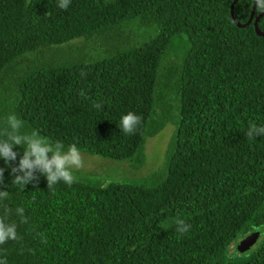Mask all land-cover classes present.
I'll return each mask as SVG.
<instances>
[{"label":"trees","instance_id":"obj_1","mask_svg":"<svg viewBox=\"0 0 264 264\" xmlns=\"http://www.w3.org/2000/svg\"><path fill=\"white\" fill-rule=\"evenodd\" d=\"M57 3L0 0V131L15 113L25 130L134 169L144 166L150 137L169 123L175 132L160 168L106 184L74 170L70 186L50 189L38 172L17 186L0 161L8 190L0 220L17 226L0 257L264 264V239L245 259L228 254L244 231L264 227V135L246 136L250 124L264 125L256 0ZM258 26L264 31V15ZM128 111L140 119L124 133L118 122Z\"/></svg>","mask_w":264,"mask_h":264},{"label":"clouds","instance_id":"obj_2","mask_svg":"<svg viewBox=\"0 0 264 264\" xmlns=\"http://www.w3.org/2000/svg\"><path fill=\"white\" fill-rule=\"evenodd\" d=\"M70 0H58L57 6L61 9L68 7ZM257 8L264 11V0H256ZM140 117L132 111H128L120 116L118 127L124 133L134 131ZM253 133L264 135V125L257 126L250 124L246 136L254 138ZM0 161L5 167L10 168L9 177L11 183L17 186H24L33 179L36 172L44 176L50 189L58 182L71 185L74 182V169L81 165L80 149L75 143L65 144L41 135L37 130H25L24 122L15 113H11L6 118V128L0 131ZM18 163L12 166V161L17 159ZM4 179V168L0 167V180ZM4 188H0V199L7 195ZM16 214L24 218V210L16 208ZM176 224L183 227L178 232H186L190 225L183 220H177ZM16 224L0 220V244L7 240L17 238ZM0 264H6L3 257H0Z\"/></svg>","mask_w":264,"mask_h":264},{"label":"rangeland","instance_id":"obj_3","mask_svg":"<svg viewBox=\"0 0 264 264\" xmlns=\"http://www.w3.org/2000/svg\"><path fill=\"white\" fill-rule=\"evenodd\" d=\"M174 132L175 125L169 123L159 134L148 139L145 150L146 162L142 168L134 169L127 161H118L80 151L81 165L78 169L74 170L81 174H90L92 177L97 178L105 184L112 180L133 179L145 176L162 166L166 149ZM252 231L246 230L234 240L229 249L230 252L228 251L230 257L235 259H245L263 241L264 235H260L257 241L249 249L246 251H240L239 246L241 241Z\"/></svg>","mask_w":264,"mask_h":264},{"label":"water","instance_id":"obj_4","mask_svg":"<svg viewBox=\"0 0 264 264\" xmlns=\"http://www.w3.org/2000/svg\"><path fill=\"white\" fill-rule=\"evenodd\" d=\"M264 15V11H262L256 18L254 21V26L256 29V32L259 35H264V31L260 30L259 26H258V19ZM261 234H264V227H259L256 230L252 231L249 235H247L240 243L239 249L240 251H246L247 249H249L259 238V236Z\"/></svg>","mask_w":264,"mask_h":264}]
</instances>
